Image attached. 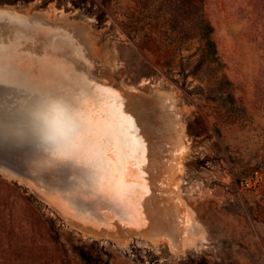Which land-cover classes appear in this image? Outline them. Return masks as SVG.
Segmentation results:
<instances>
[{
  "label": "rangeland",
  "instance_id": "1",
  "mask_svg": "<svg viewBox=\"0 0 264 264\" xmlns=\"http://www.w3.org/2000/svg\"><path fill=\"white\" fill-rule=\"evenodd\" d=\"M0 10L57 27L85 58L0 40L18 66L46 77L71 63L93 89L45 99L41 114L40 136L64 144L51 154L87 165L79 183L37 187L69 208L0 172V264H264V184L241 183L264 173V0H0ZM52 101L68 117L57 124Z\"/></svg>",
  "mask_w": 264,
  "mask_h": 264
},
{
  "label": "water",
  "instance_id": "2",
  "mask_svg": "<svg viewBox=\"0 0 264 264\" xmlns=\"http://www.w3.org/2000/svg\"><path fill=\"white\" fill-rule=\"evenodd\" d=\"M58 31L57 27L49 26L44 22L12 16L0 10V40L10 39L12 45L51 41L54 47L65 52L64 54L69 56L75 54L73 56L76 58V64L85 67L84 56L78 50H74L70 41L65 42L61 37L52 35ZM5 57L8 60L4 59ZM15 60L13 48L4 47L0 50V83L10 85L0 84V172L27 183L40 193L41 190L37 189L38 185L67 186L68 183H79L78 181L84 176V170L87 169L85 162L74 161L71 156L62 155L61 151L60 154L57 152L51 154L53 149L55 151L64 149V144L58 148H51L45 139L52 133L43 138L40 136L39 126L43 110L49 107L45 99L68 98L79 101L76 86H83L86 94H92L91 85L84 83L85 76L90 75L91 72L87 68L79 71L70 63L67 66H52L50 72L45 71L49 73L48 76L36 77L32 76L25 67L18 66ZM16 96H19L20 100ZM123 106L125 107V104ZM133 118L135 119L134 116ZM136 125L145 141L137 122ZM44 196L48 199L46 195ZM120 206L116 205L117 211L122 212L124 217L125 208ZM119 218L122 219L121 216Z\"/></svg>",
  "mask_w": 264,
  "mask_h": 264
},
{
  "label": "bare ground",
  "instance_id": "3",
  "mask_svg": "<svg viewBox=\"0 0 264 264\" xmlns=\"http://www.w3.org/2000/svg\"><path fill=\"white\" fill-rule=\"evenodd\" d=\"M8 89V88H7ZM8 90H10V89H8ZM111 90V89H110ZM108 92V91H107ZM116 93V96H117V99H121L122 100V98H121V95H120V93H119V91H116L115 92ZM98 99H100V100H102V98H98ZM71 109V108H70ZM44 113H45V111H44ZM75 113V112H74ZM43 115H45V114H43ZM80 116V115H79ZM74 118V117H73ZM83 121V120H82ZM97 121V120H96ZM63 122H64V120H63ZM82 123V122H81ZM88 123V122H87ZM57 124V123H56ZM46 125V124H45ZM48 125V124H47ZM55 125V124H54ZM62 125V124H61ZM78 126V125H77ZM88 126V125H87ZM73 127V126H72ZM83 128V127H82ZM43 129V128H42ZM79 130H80V127L78 128ZM77 129V130H78ZM87 129V128H86ZM93 129V128H92ZM82 130V129H81ZM80 130V131H81ZM80 131H78V133L80 132ZM77 132V131H76ZM86 132V131H85ZM71 134H72V132H71ZM86 134V133H85ZM89 134V133H88ZM87 135V134H86ZM77 136H78V134H77ZM77 136H76V138H77ZM80 136V135H79ZM84 136V135H83ZM63 139V138H62ZM79 139V138H78ZM69 140L71 141V139L69 138ZM75 140V139H74ZM73 141V140H72ZM77 141V140H76ZM81 142V141H80ZM87 142V141H86ZM85 142V143H86ZM71 143H73V142H71ZM79 143V142H78ZM77 143V144H78ZM91 143V142H90ZM57 144V143H56ZM62 145V144H61ZM91 144H87L86 145V147L88 146H90ZM72 146V145H71ZM77 146V145H76ZM84 146V144L82 145V147ZM79 147H80V145H79ZM77 148L79 151H80V148ZM81 147V149H83V148H85V147H83L82 148ZM73 148V147H72ZM90 148V147H89ZM92 148V147H91ZM77 149H76V151L75 152H77ZM86 150V149H85ZM85 150L84 151H82V152H85ZM92 150V149H91ZM65 151V150H64ZM89 151V150H88ZM87 151V152H88ZM68 152H73V149H70L69 148V151ZM74 153V152H73ZM81 153V152H80ZM75 154V153H74ZM82 154H84V153H82ZM95 154V153H94ZM79 155V154H78ZM85 156H87L86 154H84ZM90 155V154H89ZM83 156V155H82ZM81 156V157H82ZM84 156V157H85ZM80 157V156H79ZM79 157H78V159H79ZM84 157H82V158H84ZM88 157V156H87ZM90 157V156H89ZM89 157H88V159H89ZM91 157H92V155H91ZM73 158V157H72ZM77 158V157H76ZM94 157H92V159H93ZM80 161H82V160H80ZM93 163V162H92ZM91 167V166H90ZM90 172V171H89ZM92 172V171H91ZM88 174V173H87ZM87 174H86V176H87ZM91 175V174H90ZM85 178V177H84ZM87 178V177H86ZM88 179H89V176H88ZM97 179V178H96ZM44 184V183H43ZM41 186V185H40ZM39 186V187H40ZM38 187V186H37ZM38 187V188H39ZM48 188H50V187H48ZM51 189V188H50ZM94 192V191H93ZM41 193H43L44 195H46L48 198H51V199H54V200H58V201H60L61 200V203H67V204H65L64 206H66L67 205V207L69 208V206H70V204L73 202V199H68L67 198V195H66V199H61V197H59V196H57L56 194H54V192H51V191H44V192H41ZM55 193H57V192H55ZM100 193V192H99ZM60 194V193H59ZM61 195H64L63 194V192H62V194ZM71 198V197H70ZM83 198V197H82ZM63 201H65V202H63ZM75 202V204L74 205H76L75 207H76V209H79V208H81V209H85V208H87L92 202H93V200H92V198H90V200H89V198L88 199H86V198H84V199H81V200H79L78 201V203H77V201H74ZM83 207V208H82ZM106 207V206H105ZM105 207H102V208H105ZM61 208V207H60ZM102 208H101V210H102ZM105 210V209H104ZM111 211V210H110ZM74 217V216H73ZM75 219H77V216H75L74 217ZM78 220H80V219H78ZM82 221V220H81ZM83 222V221H82ZM148 229V228H147Z\"/></svg>",
  "mask_w": 264,
  "mask_h": 264
},
{
  "label": "clouds",
  "instance_id": "4",
  "mask_svg": "<svg viewBox=\"0 0 264 264\" xmlns=\"http://www.w3.org/2000/svg\"><path fill=\"white\" fill-rule=\"evenodd\" d=\"M64 110L59 106L58 102L52 101L51 106L47 112L46 119L51 123H56L62 119H67ZM58 147L56 144H53V148Z\"/></svg>",
  "mask_w": 264,
  "mask_h": 264
},
{
  "label": "built area",
  "instance_id": "5",
  "mask_svg": "<svg viewBox=\"0 0 264 264\" xmlns=\"http://www.w3.org/2000/svg\"><path fill=\"white\" fill-rule=\"evenodd\" d=\"M242 186L246 189L255 188L264 184V173L253 171L249 176L244 177L241 181Z\"/></svg>",
  "mask_w": 264,
  "mask_h": 264
}]
</instances>
